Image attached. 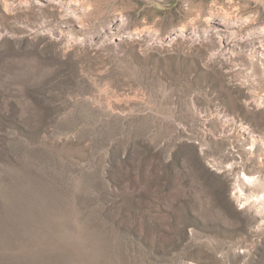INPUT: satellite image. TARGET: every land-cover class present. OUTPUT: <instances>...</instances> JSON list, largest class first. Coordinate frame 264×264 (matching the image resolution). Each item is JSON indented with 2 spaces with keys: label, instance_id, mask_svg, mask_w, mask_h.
Instances as JSON below:
<instances>
[{
  "label": "rangeland",
  "instance_id": "1",
  "mask_svg": "<svg viewBox=\"0 0 264 264\" xmlns=\"http://www.w3.org/2000/svg\"><path fill=\"white\" fill-rule=\"evenodd\" d=\"M74 5L0 0V264H264V0Z\"/></svg>",
  "mask_w": 264,
  "mask_h": 264
},
{
  "label": "bare ground",
  "instance_id": "2",
  "mask_svg": "<svg viewBox=\"0 0 264 264\" xmlns=\"http://www.w3.org/2000/svg\"><path fill=\"white\" fill-rule=\"evenodd\" d=\"M47 3H53L57 4L61 7V9L64 11L66 17H72L74 21L79 22L80 17L77 14L80 10H82L80 7H76L74 4L78 3V0H67V1H62V0H44ZM39 4H42V2H38ZM211 19V18H210ZM214 19V18H212ZM250 19V18H249ZM248 21V19H244L242 21L234 20L229 17L225 18H218L217 22L214 26L211 28L207 29L205 31V38L208 39L210 42L214 43L215 45V54H218V56L221 57L222 60L224 61H232L234 59H237V53L234 54V49L232 48L233 45H237L238 42H243V43H259L257 46L250 47L247 51L248 59H254V54L256 52L264 54V28L259 29L258 31H252L251 33L244 35H240V28L243 24H245ZM120 23V22H119ZM116 25V24H115ZM114 26V25H112ZM114 28V27H113ZM111 28H108L104 33L106 36H109L112 32L110 31ZM61 38L67 37L68 33H61ZM176 34L178 36H184V37H189V36H195L196 33L194 30L188 31L185 28H179L176 30ZM231 44V45H230ZM252 73H254L252 71ZM233 117V116H232ZM231 117V118H232ZM227 119V118H226ZM230 119V118H229ZM235 119V118H234ZM233 121V120H232ZM241 137L244 138H250L251 140V147L250 150L247 151V153L244 156H241L240 158L236 159L234 157V168L242 167L243 172L241 173V182L243 184L247 185H256V184H263L262 189L259 192V197L255 198V203L264 206V169H258L254 171V173H248L245 171V167L247 166V163L250 161V158L253 156H256L258 158V162L260 164V167L262 166L264 168V143L262 148L257 152L256 151V142L255 139L253 138V133L251 132V128L243 124L241 125ZM256 152V153H255ZM233 168V169H234ZM240 176V175H239ZM241 192V187L239 188Z\"/></svg>",
  "mask_w": 264,
  "mask_h": 264
}]
</instances>
